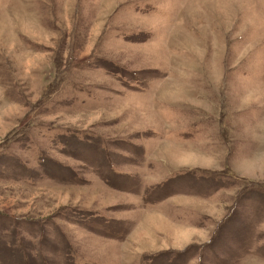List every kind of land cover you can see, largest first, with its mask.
Here are the masks:
<instances>
[{"label":"rangeland","instance_id":"374dc122","mask_svg":"<svg viewBox=\"0 0 264 264\" xmlns=\"http://www.w3.org/2000/svg\"><path fill=\"white\" fill-rule=\"evenodd\" d=\"M0 264H264V0H0Z\"/></svg>","mask_w":264,"mask_h":264}]
</instances>
